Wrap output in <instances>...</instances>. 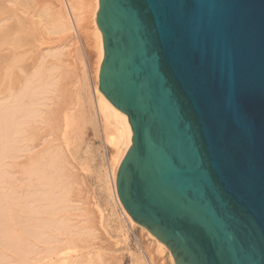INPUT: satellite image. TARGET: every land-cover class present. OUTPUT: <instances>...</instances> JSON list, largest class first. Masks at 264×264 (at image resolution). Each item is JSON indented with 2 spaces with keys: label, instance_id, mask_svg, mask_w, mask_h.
I'll return each mask as SVG.
<instances>
[{
  "label": "water",
  "instance_id": "95a60500",
  "mask_svg": "<svg viewBox=\"0 0 264 264\" xmlns=\"http://www.w3.org/2000/svg\"><path fill=\"white\" fill-rule=\"evenodd\" d=\"M131 217L176 264H264V0H99Z\"/></svg>",
  "mask_w": 264,
  "mask_h": 264
},
{
  "label": "bare ground",
  "instance_id": "6f19581e",
  "mask_svg": "<svg viewBox=\"0 0 264 264\" xmlns=\"http://www.w3.org/2000/svg\"><path fill=\"white\" fill-rule=\"evenodd\" d=\"M98 11L99 0H0V28L1 30H3L0 34V41H5V43L3 41L2 43H0V69L5 65L4 62H6V64L10 62L8 64L10 68H8V65L7 67H5L7 68V70L10 69V72H7V74L9 75L7 76L10 77V81L6 84L3 82L5 84V87H1L2 85L0 84V164L2 165L1 167L3 168V171L4 167L1 162L4 159L8 158L10 162H14V160H16L15 158H19L21 156L23 150L20 154V149L23 145H21L20 141H22V139H18L19 135L17 136V134L20 133V131L18 132V130H23V132L26 131L25 137L24 135H20L21 137H24L23 141L24 139L26 141V143L22 141V143L24 144L22 149H24V152L26 153L25 157L23 156L25 158V165L24 163L22 165H24L25 167L22 168V165L19 164L21 166L20 168H22V170L24 169V171L21 172L25 174V183L23 181V183L21 184L24 185L27 182V186H25L26 189L23 187L24 189L22 190L23 192H25L26 190V198L25 193L20 192V188L19 193H21V197L25 199L23 200L22 198H19L23 201H26V203H23L26 206V209L23 208L25 207L23 205L21 207V203H19L20 199L17 200L18 197L16 194L19 193L16 192V196H14V194L12 193H14L15 190L13 189V192H11L12 189L11 191H9L8 188H10L11 184L6 185L10 181H8L7 183H5L4 181V179H7V176L4 173L5 171L1 173H4V175L1 176V179H3L4 182H0V185L2 183L0 188L2 187L3 190L8 187L6 190L7 193L4 192L5 195L2 196V194L0 193V196H2V198L0 197V231L2 232V235H0V237L5 238L4 240L3 238H0L3 240H0V248L3 242L6 243V245L4 244L1 249L8 251V249L10 248L12 250V253L14 254L13 257L18 255L15 253H19L18 256H21L22 253H24L23 255H25L26 258L25 256H22L23 259L21 257V261L18 260V256L15 258V260H18V264H24L25 262L27 264H120V261H118L113 256V254H109L108 256L105 248L102 244H100L102 242L108 241V228L105 223V214L103 211H99V209L97 208L98 204L97 201H95L96 198L94 197L90 196L92 202L90 203L92 204V207H94V209L91 208L93 209L91 213H89L90 210H87L89 211L88 214H91L93 217L87 218V213L82 215V217L84 216L86 218L84 220H80V215H77L80 217L79 219L77 216H75V214H73V216L77 217L75 219L83 222V224L82 222H80V224L83 225L82 227H80L81 225L79 226L81 229H77L79 231V235H81L82 233L86 234L87 236H92L93 239L90 240H98L99 245L96 248L87 247L81 250L77 249L79 247H72V245H74V242H78V240H76L77 238L75 239L78 232H76L77 230L74 232L73 226L74 224L76 225L79 221L77 220L78 222H75L74 224L72 223L73 226L71 227L69 221L72 222V219L67 217L68 221H66L70 225L69 226L67 225V222L64 221V218L61 217V215L66 214L71 216L68 213H71V211H73H70V209L76 208L73 205L74 203L76 204L77 200L79 199H76L75 201L74 199H72V196H69V192L67 194L66 191L68 189L71 190V188L73 187L69 188V186H71V184L69 183L70 181L68 182L70 185H68L67 183L68 189L65 187L66 184L64 182V179L60 180L63 174H61V176H59L60 174H58V178L53 175L54 172H56L57 175V172L63 170L64 172L66 171L71 174V176H78V178H82V185H87L88 181L86 182V178L89 177V174H92L93 164L92 160H88V157L83 158V156L81 155V148H89L90 138L92 135H94V133L97 132L96 128L98 127L100 128L104 141L114 149L113 152L115 155V160L113 162V168L111 170L110 178L112 181L111 185L113 187L112 189L114 192V199L116 203L122 209L123 215L130 221L132 226H140L143 232L151 240H153L154 243H156L157 247H159L160 250H162L169 257L168 259L171 264H176L175 258L170 248L163 242H161L155 235H153L149 231V229H147L143 225L138 224L131 217V215L124 208L117 192L116 180L118 169L127 151L132 146L133 133L127 114L115 107L99 89V74L101 64L104 59V44L102 32L97 25ZM76 25L80 29H87L88 26L90 27L91 25L95 35L94 38L96 41L97 64L95 67V80L92 90L89 87V80L86 75L87 73L85 72V69L83 67L78 69V72L82 70V72L78 74L76 70V61L84 66L83 57L75 47L76 42L71 41L70 38L71 32L74 28H76ZM49 57L51 58V60H49ZM19 58L20 64L21 62L23 63L21 67L19 65L17 66L20 67V75L17 74L18 72L15 70L16 65L19 64ZM47 59L49 61L48 64L46 63L48 62ZM4 71L5 70H3V72ZM6 71L4 73H6ZM74 74L75 78H72L71 75ZM6 78L7 77H5V79ZM39 122H41V126L45 125V123L42 124V122H50L52 124V131H49V133L51 132L50 134L48 133L49 135L47 134L49 138L51 137L50 139L47 140L45 136L44 140L43 137L33 138L35 133L32 134V131L36 128H39L38 125H35L36 123L39 124ZM97 123L99 124V126ZM45 130L46 128L44 129V131H42L45 132ZM16 140L18 143L16 142ZM16 143L18 147L20 144L21 148H18L16 146ZM42 145L45 148L39 150V147ZM17 149L19 150L20 156L19 154H17ZM44 155L46 157H44ZM13 156L15 158H13ZM20 158L17 160L20 161L22 159ZM13 162L12 164H15L16 166V163ZM1 167L0 170H2ZM16 168H18V166ZM11 169L12 168H10V170ZM96 171L98 172V174L97 176L95 175L96 178H94L97 180V183L102 186V194L105 196L108 203H110L113 199V196L111 194L112 190L107 174L105 176L103 174H99L100 171H98L97 169ZM97 172H95V174ZM13 174H9V178ZM68 175L66 174V176ZM15 177L17 178V176H14L13 179H15ZM56 180H59L58 182H61V184L64 183L65 185L62 184L63 186H60L61 184L58 183L60 184L58 186ZM65 180L67 179L65 178ZM73 182L71 183L73 184ZM14 183H16V181L12 182V184ZM18 184L19 186L21 185L20 183ZM3 185H6V187H3ZM16 186L18 187V185ZM62 187L66 188L67 190L65 191L64 189H62ZM91 190L92 188L89 191ZM89 193L91 194L93 192ZM7 194L11 197L13 196V201H15V198L16 201H18L17 203L19 204H17L16 207L20 209V215H25L22 217V220L24 221L20 220L21 216L16 217L14 212L12 213V216H10V212H6L7 210H11V212L13 211L10 205L13 201L10 196L9 199ZM6 197H8V200L6 199ZM9 200L10 202L12 201L10 204H8L7 202ZM79 202L80 200L78 201V203ZM58 204L60 205L61 210L64 209V211H67L69 209L70 212H62V214L60 210V212L58 213L55 212L57 214L60 213V216H57L56 221H54L53 219H51L52 217H49L53 213L50 210H54L55 207L59 208ZM9 205L11 207L10 210L7 209L9 208ZM14 207L15 205L13 206V208ZM47 208H49L48 214L46 212ZM82 208H80L79 210H83ZM21 209L25 210L26 212L21 211ZM41 210L44 214L46 212V218L51 219L50 223L52 220L54 221V225H56L55 223L62 222V225H59H61L62 227H66L64 228L65 232L64 230L60 229L62 227H59L58 225H56L58 226L57 231L55 230L56 228H51L53 223H51V226H47L49 219L46 218V221H48L47 223H45L46 225L43 226V223L45 222L44 219H42V221H44L43 223L41 221L42 225H40L44 228L47 226L48 229L45 228L46 230L42 229L41 231L37 230L42 228L38 224L41 220L39 218L44 217H31V214H34L33 216H35V214L40 216L42 215ZM79 210L78 212H80ZM54 214H52L53 217ZM14 216L16 217V223L14 220ZM6 217L10 219H7ZM60 217V220L57 219ZM32 218H34L35 220L33 219V221ZM7 220H9V222ZM20 221L22 222L19 223ZM32 222L35 223L36 226L32 224ZM115 222L118 223V226L120 228L123 227L118 216L115 217ZM12 223L15 224L13 225ZM7 224L12 225L13 228H11L12 226ZM21 225H25L23 226L24 229ZM20 226L23 232L19 229ZM4 228L7 229L5 230ZM32 228H35L33 230L34 232L36 230V237L32 232ZM10 229H13V231L16 230L15 236L14 232ZM47 230L49 232L55 230L57 235L54 231V234L56 236L53 235L51 238H48L50 234L53 233L45 232ZM60 230H62V232ZM37 231H40V233L44 231L48 239L46 237H43L44 234L41 236L42 233H37ZM58 231L60 233H58ZM10 232L12 233V240L8 239L11 234ZM46 233H49V236H47ZM122 233L126 237L129 236V232L126 229H122ZM23 234L26 236L25 239L22 238L24 237L22 236ZM4 236H6L7 238ZM31 237L32 239H34V242L40 243L42 247H40L39 244L37 245L32 242ZM19 239V242L21 243L16 242V240ZM6 241H10V243H7ZM93 242L95 243V241ZM18 243L19 245L21 244L19 248ZM9 244H12V246H9ZM16 246L19 252L18 250H15L16 248L14 247ZM13 250H15V253ZM4 254L5 252L0 251V262H2L0 264H3V262L7 258L9 260V257H7V255L10 256V254H5L7 257L6 259L2 257V255L5 257ZM13 257L10 256V258L12 259ZM15 260L11 264H15ZM5 263L7 264L8 261H5ZM134 264H142V262L136 259Z\"/></svg>",
  "mask_w": 264,
  "mask_h": 264
},
{
  "label": "rangeland",
  "instance_id": "374dc122",
  "mask_svg": "<svg viewBox=\"0 0 264 264\" xmlns=\"http://www.w3.org/2000/svg\"><path fill=\"white\" fill-rule=\"evenodd\" d=\"M4 23V22H3ZM2 23V24H3ZM74 28V27H73ZM0 30H1V28H0ZM2 31L3 30H1V32H0V34L2 33ZM74 31V32H73ZM95 35H94V31H93V29H92V27H91V25H90V27L88 26V28L87 29H80V28H78L77 27V25H76V28H74L73 30H72V32H71V35H70V38H71V41H73V42H76V49L80 52V54H81V56L83 57V60H84V66H82V64H80L78 61H76V64H77V74L78 73H80V72H82V70L80 71V72H78V69H80V68H84L85 69V72L87 73L86 75H87V77H88V80H89V87L91 88V90H92V87H93V83H94V80H95V70H96V62H97V54H96V41H95ZM73 38H74V40H73ZM2 40V39H1ZM4 43H5V41L4 40H2ZM2 41H0V43H2ZM70 49H71V47H70ZM49 60H51V58L49 57ZM20 61V58H19V60H18V62ZM47 61H48V59H47ZM52 62V61H51ZM5 63V65L3 66V67H1V69H0V84L2 85H0L1 87H5V84L6 83H8L9 81H10V77H8L9 75L7 74V72L9 73L10 72V69H8L7 70V68H5V67H7V65L10 63V62H8V64H6V62H4ZM47 64L49 63V61L48 62H46ZM22 66L23 65V63L21 62V64H20V62H19V64H17L16 65V68H15V70L18 72L17 74H21L20 73V67H17V66ZM3 68V69H2ZM8 68H10L9 67V65H8ZM3 70H7L6 71V73H4L3 72ZM2 71V72H1ZM3 74V75H2ZM8 75V76H7ZM2 76H4V77H2ZM2 77V78H1ZM5 77H7L6 79H5ZM71 77L72 78H75V74L74 75H71ZM9 78V79H8ZM7 81V82H6ZM5 84H4V83ZM1 90V89H0ZM28 101V100H27ZM45 123V125H42L41 126V122H39V124H40V126H39V124L38 123H36L35 125L37 126L38 125V129L36 130V129H34L33 131H32V134H34V136H33V138L35 137V138H37V137H43V140H44V138L46 137L47 138V140L48 139H50L48 136H47V134L49 133V131H52V128H53V126H52V124L50 123H48V122H42V124H44ZM98 124V123H97ZM35 126V127H36ZM45 126V127H44ZM51 127V129H50V127ZM98 126H99V124H98ZM46 128V130H45V132H43L44 131V129ZM50 130H49V129ZM41 129V130H40ZM43 130V131H42ZM20 131V133H18L17 134V136L19 135V138L18 139H22V141H23V138L25 137V135H26V131H24L23 132V130H18V132ZM38 131H39V133H38ZM96 133H94V135H92V133H91V138H90V145H89V148L88 147H83V148H81V151H82V153H81V155L83 156V158L84 157H88V160L89 161H91L92 160V164H93V166H92V164H91V166H92V174H89V177H87L86 178V182H87V185H88V189H87V185H82L83 183H81L82 182V178H78V176H71V174H69L68 172H64L63 170H61V171H59V172H57V175H56V172H54L53 173V175L54 176H58V174H60L59 176H61V174H63L62 176H61V178H60V180L61 179H64V182H65V184L64 183H62V184H64L65 185V187L67 188V183L69 182L70 184H71V186H69V188H71V187H73V188H71V190H69L68 188V190L66 189V188H64V187H62V189H64L66 192H67V194H68V192H69V196H72L71 198L72 199H74L75 201H76V199H79L80 200V202L78 203V201L79 200H77V202H76V204L74 203V207H76V208H74V209H70V211L71 210H73V211H71V213H68V214H70L71 216H69V215H64V217H63V215H61V217L62 218H64V221H66L68 218H70V219H72V222L71 221H69L70 222V225H71V227L73 226L72 225V223L74 224L75 222H78L76 225L74 224V232L78 229V230H80L81 228L80 227H82L83 225V222L82 221H80V220H84V219H86L84 216V218L82 217V215H84V214H86L87 213V215H86V217L87 218H91V217H93L91 214L89 215L88 214V212L89 211H87V210H90V212L89 213H91V211L94 209V207H92V202H91V198H90V196L91 197H94V198H96V199H98V200H96L95 199V201H97V208L99 209V211H103L104 212V214H105V220H106V225H107V228H108V234H107V238H108V241L107 242H102V243H100V244H102L103 245V247L105 248V250H106V253L108 254V256H109V254L111 255V254H113V256L118 260V261H120V264H134L135 263V261H136V259L137 260H140L141 262H142V264H171V262L169 261V257L162 251V250H160V248L159 247H157V245H156V243H154V241L153 240H151L144 232H143V230H142V228L140 227V226H138V225H135V226H132V224L130 223V221L123 215V212H122V209L118 206V204L116 203V201H115V199H114V192H113V187H112V185H111V183H112V181H111V170H112V168H113V162H114V160H115V155H114V152H113V148L111 147V146H109V144L108 143H106L105 141H104V139H103V137H102V134H101V131H100V128L98 127V128H96ZM22 132V133H21ZM25 133V134H24ZM37 133H38V135H37ZM45 133V134H44ZM51 133V132H50ZM49 133V134H50ZM40 134V135H39ZM42 134V135H41ZM48 134V135H49ZM20 135H24V137H21ZM45 136V137H44ZM21 137V138H20ZM20 140H18V141H20ZM46 140V139H45ZM22 141H20V143H21V145H23L24 146V144L22 143ZM16 142H17V140H16ZM23 142H25L26 143V141H25V139H24V141ZM18 143V142H17ZM17 143H16V146L18 147V145H17ZM45 144V143H44ZM21 145L19 144V147L21 148ZM23 146H22V148H23ZM18 147V148H19ZM82 147V146H81ZM20 149V154H21V151H22V154H21V156H20V154H19V150H18V153L17 154H19V156L22 158L23 156L25 157V152H24V149ZM41 148V149H40ZM43 148H45L43 145L42 146H40L39 147V150H42ZM88 148V149H87ZM16 150V151H17ZM24 152V153H23ZM16 154V153H15ZM14 154V155H15ZM81 156V157H82ZM16 157H17V155H16ZM19 157V158H20ZM20 158L21 160L19 161V160H17V159H19L18 157L17 158H15L14 156H13V158H15L16 160H14V159H10V160H14V162L16 163V166H15V164L13 165L12 164V162H10L9 160H8V158L7 159H4L1 163L3 164V167H4V171H3V168L1 167L2 165L0 164V167L2 168V170H0V182L1 181H3V179H1V176L2 175H4V173H5V175L7 176V179H4V181H5V183H7L8 181H10V182H8V184H6V185H9V184H11V186H10V188H8L9 189V191H11V189H12V191L11 192H13V189L15 190V192L14 193H12V194H14V196H16L17 195V197H18V199L17 200H19L20 198H22L21 196H22V194L21 193H25V198H26V190H25V192H23L22 190L25 188L26 189V187L25 186H27L26 184H27V182H26V184H24V185H22L21 183H23V181H24V183H25V178H24V173L23 172H21V171H24V169L22 170V168L23 167H25L24 165H25V158ZM44 157H46L45 155H44ZM11 158H12V156H11ZM13 162V163H14ZM6 164V166H5V164ZM8 163H10V164H8ZM24 163V165H22ZM90 163V162H89ZM18 164V165H17ZM22 165V168H20L21 166L20 165ZM13 165V166H12ZM90 165V164H89ZM10 166H12V167H10ZM15 166V167H14ZM18 166V168H16ZM10 168H12L11 170H10ZM96 169L98 170V171H100L99 172V174H103V175H105L106 176V174H107V177H108V179H109V184L111 185V194H112V196H113V199L111 200V202L110 203H108V201L106 200V198H105V196L102 194V191H101V187L102 186H100V184L99 183H97V180L95 179L96 178V176H97V174H98V172L96 171ZM16 170V171H15ZM18 170V171H17ZM62 171H63V173H62ZM2 172H4L3 174H1ZM13 174L10 178H9V174H11V173ZM21 173V174H19V173ZM61 172V173H60ZM95 172H97L96 174H95ZM102 172V173H101ZM16 173V174H15ZM23 173V174H22ZM19 174V175H18ZM66 174L68 175V176H66ZM21 175V176H20ZM22 175H23V179H22ZM94 175V176H93ZM96 175V176H95ZM14 176H17V178L15 177V179H13L14 178ZM53 176V177H54ZM58 176V177H59ZM91 176V177H90ZM19 177H20V180H19ZM57 177V178H58ZM64 177V178H63ZM78 179H77V178ZM82 177V176H81ZM95 177V178H94ZM65 178L67 179V180H65ZM68 178H69V180H68ZM10 179V180H9ZM12 179V180H11ZM7 180V181H6ZM17 180H18V182H17ZM77 180V181H76ZM3 181V182H4ZM16 181V183H14V184H12V182H15ZM59 180H56V183L58 184V183H60L61 184V182H58ZM67 181V182H66ZM74 181V182H73ZM71 182H73V184L71 183ZM18 183H20L21 185L19 186V184ZM68 183V185H70ZM60 184H58V186L60 185ZM60 185V186H63V185ZM1 185H2V183H1ZM0 185V186H1ZM6 185L4 186L3 185V187H6ZM16 185H18V187L16 186ZM83 186V187H82ZM85 186V187H84ZM24 187V188H23ZM2 188V187H1ZM0 188V193L2 194V196L3 195H5L4 194V192H6V190H7V188H5L4 190H3V188L1 189ZM19 188H20V190H19ZM92 188V190L91 191H89L90 189ZM19 191L21 192V193H19ZM64 191V192H65ZM19 193V194H16L15 195V193ZM74 192V193H73ZM84 192H86V193H84ZM88 192V193H87ZM89 192H93V193H89ZM7 193V192H6ZM0 194V195H1ZM9 194V193H8ZM7 194V195H8ZM21 194V195H20ZM72 194V195H71ZM75 194V195H74ZM93 194V195H92ZM84 195V196H83ZM2 196H0L1 198H2ZM10 195H8V197H9ZM8 197H6V199L8 198ZM11 197V196H10ZM10 197H9V199H10ZM13 197V196H12ZM12 197H11V199H12ZM20 197V198H19ZM77 197V198H76ZM5 198V197H4ZM25 198H22L23 200L25 199ZM22 199H20L19 200V203H21V207H22V205L23 206H25L23 203H26V201H23ZM84 199V200H83ZM86 199V200H85ZM8 200V199H7ZM14 199H12V201H13ZM11 201V202H12ZM8 202V204H10L11 202H10V200L9 201H7ZM16 202V203H15ZM18 201H16V198H15V201H13L12 202V204H10L11 205V207H10V205H9V208H7V209H9L10 210V208L13 210L12 212H11V210L10 211H6V212H10L11 213V215L10 216H12V213L14 212V214L16 215V217H19V216H21V218H20V220H22V217L23 216H25V215H20L19 213H20V209L19 208H17L16 206H17V204H19V203H17ZM91 202V203H90ZM90 203V204H89ZM83 204V205H82ZM15 205V207L13 208V206ZM88 206V207H86V206ZM90 205V206H89ZM20 206V205H19ZM18 206V207H19ZM82 206H83V208H82ZM8 207V206H7ZM58 207L59 208H54V210H50V211H52L53 213L52 214H54L55 212H60L61 211V214H62V212L63 213H67V212H70L69 211V209L66 211H64V209H62L61 210V208H60V205L58 204ZM23 208H25L26 209V206L25 207H23ZM80 208H82L83 210H79ZM91 208H93V209H91ZM48 209L49 208H47V214H48ZM16 210V211H15ZM43 210V209H42ZM41 210V211H42ZM60 210V211H59ZM77 210V211H76ZM78 210L80 211V212H78ZM21 211H25V210H23V209H21ZM28 211V210H27ZM84 211H85V213H84ZM22 212V213H23ZM26 212V211H25ZM46 212H45V214L43 213V211H42V215H36L35 214V216H33L32 214H31V217H44V218H39V219H41L40 221H39V225L41 224L42 225V223H43V221L45 220V222L43 223V226H45L46 224L45 223H47L48 221H46V219H49V218H46L47 216V214H46ZM9 213V214H10ZM35 213V212H34ZM51 213V212H50ZM57 213H55L54 214V217L52 216V214L49 216V217H52L51 219H53L54 221H56V217L57 216H60L59 214H57ZM80 213V214H79ZM83 213V214H82ZM13 214V215H14ZM25 214V213H24ZM27 214H28V212H27ZM57 214V215H56ZM73 214H75V216H77V215H80V217H81V219L80 220H78L80 217L79 216H77L78 217V219H75V218H77V217H74L73 216ZM7 215V214H6ZM8 216V215H7ZM28 216V215H27ZM26 216V217H27ZM65 216H66V218H65ZM73 216V217H72ZM95 216H96V214H95ZM118 216V218L120 219V221H121V224H122V228H120L119 226H118V223H116L115 222V217H117ZM9 217V216H8ZM15 217V216H14ZM16 217H15V223H16ZM61 217L60 218H57V219H61ZM68 217V218H67ZM7 218V217H6ZM5 218V219H6ZM25 218V217H24ZM46 218V219H45ZM7 219H10V218H7ZM34 218H32V220H33ZM42 219H44L43 221H42ZM51 219H49V222L47 223L48 225L47 226H51V223H53V227L51 226V228H53V229H55L56 231H57V228H58V226L59 227H62L61 225H62V222L61 223H55L56 225H58V226H56V225H54V221L52 220L51 221V223H50V220ZM76 221H75V220ZM11 220H13V219H11ZM35 220V219H34ZM33 220V221H34ZM78 220V221H77ZM8 222H9V220H7ZM17 221H18V218H17ZM22 221H24V220H22ZM22 221H20L19 223H21ZM26 221V220H25ZM41 221H42V223H41ZM68 221V220H67ZM66 221V222H67ZM74 221V222H73ZM7 222V223H8ZM11 222H13V221H11ZM80 222H82V224H80ZM14 223V224H15ZM18 223V224H19ZM24 223V222H23ZM26 223V222H25ZM36 223V224H37ZM50 223V224H49ZM11 224V223H10ZM10 224H7V225H10ZM13 224V223H12ZM13 224V225H14ZM32 224H34L35 225V223H33L32 222ZM59 224H61V225H59ZM40 225V227H42ZM67 225H69L68 224V222H67ZM69 225V226H70ZM81 225V226H80ZM130 225H131V227H130ZM10 226H12V225H10ZM22 227L23 226H25V225H21ZM21 226L19 227V229L21 230L22 228H21ZM36 226V225H35ZM34 226V227H35ZM47 226L45 227V228H47ZM54 226H56V227H54ZM77 226V227H76ZM80 226V227H79ZM9 227V226H8ZM7 227V228H8ZM17 227V226H16ZM40 227H38V228H40ZM76 227V228H75ZM3 228V227H2ZM7 228H4L5 230L7 229ZM11 228H13V226L11 227ZM36 228V227H35ZM34 228V229H35ZM44 227H42V228H40V229H37V230H46ZM51 228H49V229H51ZM64 228H66V227H62V228H60V229H62V230H64ZM14 229H16V228H14ZM23 229H24V227H23ZM33 228H32V232H33V234L35 235V237H36V230H35V232L33 231L34 230ZM48 229V228H47ZM53 229H51V230H53ZM122 229H126L129 233V236H125L123 233H122ZM0 230H1V228H0ZM10 230H12L13 231V229H10ZM18 230V229H17ZM54 230V231H55ZM62 230H60L61 232H62ZM76 231V232H78V234H77V236L75 237V239L76 240H78V242H74V245H72V247L74 246H76V247H79V248H77L78 250H81V249H83V248H87V247H94V248H96L98 245H99V241L98 240H96V239H94V240H90V239H93V237L92 236H87L86 234H82L81 232V235H79V231ZM4 231V230H3ZM8 231V230H7ZM16 231V230H15ZM15 231H13L14 232V236H15ZM22 231V230H21ZM20 231V232H21ZM25 231V230H24ZM40 231H37V233H40ZM54 231H45V232H49V233H53V234H50V236L48 235L49 233H46L47 234V236H49L48 238H51L53 235L54 236H56L57 234H56V231H55V234H54ZM9 232V231H8ZM23 232V231H22ZM45 232L43 231V232H41L40 234H41V236L44 234V236L43 237H46V235H45ZM64 232H65V230H64ZM0 235H2V232L0 231ZM11 233V232H10ZM9 233V234H10ZM17 233V232H16ZM58 233H60L59 231H58ZM5 234V233H4ZM18 234V233H17ZM20 234V233H19ZM7 235V234H6ZM12 235V233L10 234V236H9V238L8 239H10V240H12L11 239V236ZM21 235V234H20ZM8 236V235H7ZM13 236V237H14ZM18 236V235H17ZM22 236H24V237H22ZM22 236H20V237H22V238H26V236L23 234ZM81 236V237H80ZM82 236H83V239H82ZM4 237H6V236H4ZM33 237V236H32ZM32 237H31V241L32 242H34V239H32ZM38 237V236H37ZM85 237V238H84ZM0 238H3V237H0ZM7 238V237H6ZM19 238V237H18ZM42 238V237H41ZM47 238V237H46ZM47 238V239H48ZM127 238V239H126ZM5 238H3V240H4ZM15 239H16V237H15ZM15 239H14V241H15ZM21 239V238H20ZM20 239L19 240H16V242H19L20 241ZM36 239V238H35ZM0 240H2V239H0ZM2 240V241H3ZM37 240V239H36ZM35 240V241H36ZM39 241V240H38ZM92 243H90V242ZM93 241H95V243L93 242ZM97 241V242H96ZM1 242V241H0ZM7 242V241H6ZM9 243H10V241H8ZM7 242V243H8ZM12 242V241H11ZM15 243V242H14ZM19 243H21V242H19ZM19 243H18V248L20 247V245H19ZM35 244H39V246L40 247H42V245L40 244V243H38V242H34ZM76 243V244H75ZM79 243V244H78ZM81 243V244H80ZM107 243V244H106ZM6 245V243H3L2 242V246L3 245ZM24 244V243H23ZM35 244H34V246H35ZM95 244V245H94ZM16 245V244H15ZM87 245V246H86ZM92 245V246H91ZM2 246H1V248H2ZM9 246H12V244L10 245L9 244ZM8 246V247H9ZM44 246V245H43ZM71 246V245H70ZM6 247V246H5ZM82 247V248H81ZM0 248V249H1ZM4 248V247H3ZM14 248H16L15 250H18L17 249V246L16 247H14ZM5 249H7V248H5ZM10 249V248H9ZM8 249V251L7 250H4V249H1L0 251H3V252H5V254H10V256L11 257H13L14 256V254L12 253V250H11V253H10V250ZM13 249V248H12ZM23 249V248H22ZM15 250H13L14 251V253H15ZM7 251V252H6ZM9 252V253H8ZM18 252H19V250H18ZM20 253H21V251H20ZM3 254V253H2ZM4 254V255H5ZM13 254V255H12ZM15 254H18L19 255V253H15ZM24 253H22V255L21 256H18V255H16L15 257H13V259L15 260V258L18 256V260L19 261H21L20 259H21V257L23 256H25V255H23ZM106 254V255H107ZM10 256H8L7 255V257H9V260H8V258L6 257V255H5V257L2 255V257L4 258V259H6L5 261L7 262L8 261V263H12V262H14V260L12 259V258H10ZM23 257H22V259H23ZM25 258H26V256H25ZM18 260L16 259L15 260V264H16V262H17V264H18ZM5 261L3 262V264H6L5 263ZM9 261H11V262H9ZM24 261V260H23ZM22 261V262H23ZM21 262V263H22ZM0 263H2V262H0ZM7 263V264H8ZM24 263V262H23ZM24 264H27L26 262L24 263Z\"/></svg>",
  "mask_w": 264,
  "mask_h": 264
}]
</instances>
